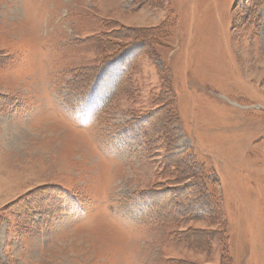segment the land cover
Instances as JSON below:
<instances>
[{"label":"rangeland","instance_id":"rangeland-1","mask_svg":"<svg viewBox=\"0 0 264 264\" xmlns=\"http://www.w3.org/2000/svg\"><path fill=\"white\" fill-rule=\"evenodd\" d=\"M0 192V264H264V0H0Z\"/></svg>","mask_w":264,"mask_h":264},{"label":"trees","instance_id":"trees-1","mask_svg":"<svg viewBox=\"0 0 264 264\" xmlns=\"http://www.w3.org/2000/svg\"><path fill=\"white\" fill-rule=\"evenodd\" d=\"M101 108H102V107H101ZM98 112H99V110H98V111L96 110L95 112H93V113H92V117H94V118L97 117Z\"/></svg>","mask_w":264,"mask_h":264},{"label":"bare ground","instance_id":"bare-ground-1","mask_svg":"<svg viewBox=\"0 0 264 264\" xmlns=\"http://www.w3.org/2000/svg\"><path fill=\"white\" fill-rule=\"evenodd\" d=\"M5 182V181H4ZM7 183V182H6ZM4 185V184H3ZM6 185V184H5ZM1 193V192H0Z\"/></svg>","mask_w":264,"mask_h":264}]
</instances>
